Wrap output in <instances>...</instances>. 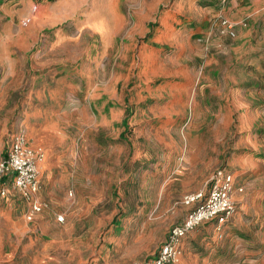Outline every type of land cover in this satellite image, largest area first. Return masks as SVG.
<instances>
[{
  "label": "rangeland",
  "instance_id": "obj_1",
  "mask_svg": "<svg viewBox=\"0 0 264 264\" xmlns=\"http://www.w3.org/2000/svg\"><path fill=\"white\" fill-rule=\"evenodd\" d=\"M18 132L46 206L0 198V264L143 262L218 168L243 192L176 264H264V0H0V153Z\"/></svg>",
  "mask_w": 264,
  "mask_h": 264
},
{
  "label": "built area",
  "instance_id": "obj_2",
  "mask_svg": "<svg viewBox=\"0 0 264 264\" xmlns=\"http://www.w3.org/2000/svg\"><path fill=\"white\" fill-rule=\"evenodd\" d=\"M221 24L231 28L225 20ZM41 158L39 153L28 147L24 135L18 133L13 137L6 155L0 159V197L7 195V185L10 184L30 203L31 214L39 213L45 207L36 199L39 190L38 162ZM232 190V176L222 169L216 170L210 178L207 191L183 197L182 204L190 210L181 222L169 229L155 255L137 264H176L180 255V243L188 233L213 220L220 226L231 217L234 212ZM62 220L61 216L57 217L58 222Z\"/></svg>",
  "mask_w": 264,
  "mask_h": 264
},
{
  "label": "crops",
  "instance_id": "obj_3",
  "mask_svg": "<svg viewBox=\"0 0 264 264\" xmlns=\"http://www.w3.org/2000/svg\"><path fill=\"white\" fill-rule=\"evenodd\" d=\"M125 111H126V109H125ZM127 112V111H126ZM126 117V115L122 118V120H121V126L124 128V131L126 130V128H127V126L126 127H124L123 125H122V121H123V119ZM19 133V132H18ZM18 133H16V134H18ZM21 133V132H20ZM21 134H23L24 135V138H25V140H26V143H27V145H28V147H30L31 149H32V146L29 144V141L26 139V136H25V134L24 133H21ZM15 136V135H14ZM13 136V137H14ZM29 137H30V135H28ZM13 137H12V139H13ZM12 139L10 140V142L8 143V145L5 147V149L3 150V152H1L0 153V159L1 158H3L5 155H6V153H7V151H8V149H9V146H10V143H11V141H12ZM34 150V149H33ZM218 169H220V168H218ZM218 169H216V170H218ZM215 170V171H216ZM222 170H224L225 172H226V170L225 169H222ZM39 171V170H38ZM226 173H229V172H226ZM230 174V173H229ZM231 175V174H230ZM232 176V175H231ZM234 176V175H233ZM232 176V186H233V190H232V201H233V203L235 202V199L237 198L238 199V197H237V195L238 194H240V193H242L243 191H242V189L241 188H239V185H238V183L236 182V177L234 176L233 177ZM38 181H39V190H38V193H37V195H36V199L40 202V203H42L43 205H45V203H43V202H41L40 200H39V198L42 196V194H43V190H44V188L42 189V186H43V184H42V182H41V180H40V172H39V175H38ZM59 188H60V186H56L55 187V189H57V190H59ZM240 190V191H239ZM7 195L6 196H4V197H0V198H5V197H8L9 196V194L11 193V192H17L10 184H8L7 185ZM74 192H75V194H74V197H76V198H80V195H85L86 193L87 194H89L90 196H91V194H92V191H91V189H86V186L85 185H81V183L78 185L77 184V187H76V189L74 190ZM199 192V191H198ZM194 193H197V192H194ZM189 194H192V193H189ZM186 195H188V194H186ZM185 195V196H186ZM96 196V191H95V193H94V197ZM46 206V205H45ZM185 208H188V210H187V212L190 210V208L189 207H186V206H184ZM187 212H186V214H187ZM185 214V215H186ZM185 215H184V217H185ZM183 217V218H184ZM183 218L182 219H180V220H177L175 223H173V224H171V226L169 227V229L173 226V225H175V224H177V223H179V222H181L182 220H183ZM228 221V220H227ZM226 221V222H227ZM225 222V223H226ZM224 223V224H225ZM224 224H222V225H220V226H217V223H216V221L215 220H213V221H210V222H206V223H203V224H201L200 226H198L197 228H195L193 231H195L196 229H198V228H200V227H212V229L213 230H219L220 228H221V226H223ZM169 229L167 230V232L165 233V235L163 236V238H162V240H161V242L158 244V246L155 248V250H154V252L152 253V254H150L144 261H146V260H148V259H150V258H152L154 255H155V253L158 251V249L160 248V246L162 245V243L165 241V239H166V237H167V234H168V231H169ZM193 231H191L190 233H188L183 239H182V241H181V243H180V246H179V248H180V254H181V251H182V248L185 246V243L183 242L184 241V239H186L191 233H193ZM183 245V246H182ZM186 249V248H185ZM178 262V261H177ZM176 262V263H177Z\"/></svg>",
  "mask_w": 264,
  "mask_h": 264
},
{
  "label": "trees",
  "instance_id": "obj_4",
  "mask_svg": "<svg viewBox=\"0 0 264 264\" xmlns=\"http://www.w3.org/2000/svg\"><path fill=\"white\" fill-rule=\"evenodd\" d=\"M127 112H126V117L123 119V121H122V125L124 126V127H126L127 126V121H128V110H126Z\"/></svg>",
  "mask_w": 264,
  "mask_h": 264
},
{
  "label": "bare ground",
  "instance_id": "obj_5",
  "mask_svg": "<svg viewBox=\"0 0 264 264\" xmlns=\"http://www.w3.org/2000/svg\"><path fill=\"white\" fill-rule=\"evenodd\" d=\"M43 161H44V157H43V158H41V160H40V163L42 164V163H43Z\"/></svg>",
  "mask_w": 264,
  "mask_h": 264
}]
</instances>
